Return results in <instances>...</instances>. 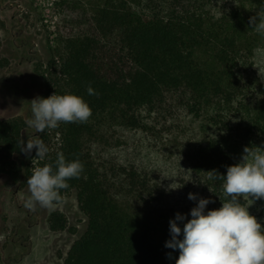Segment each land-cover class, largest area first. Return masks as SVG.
Instances as JSON below:
<instances>
[{
	"label": "trees",
	"instance_id": "1",
	"mask_svg": "<svg viewBox=\"0 0 264 264\" xmlns=\"http://www.w3.org/2000/svg\"><path fill=\"white\" fill-rule=\"evenodd\" d=\"M261 7L264 0L56 3L64 54L46 84L92 111L84 123L59 124L62 145L46 161L55 168L63 153L84 166L61 190L76 192L87 219L64 264H175L169 221L191 218L188 194L213 201L206 211L222 206V181L208 172L226 175L245 147H264V36L249 24ZM26 126L0 121V174L16 181L32 174L18 161ZM248 211L264 228V200ZM49 227L66 231L65 215L53 212Z\"/></svg>",
	"mask_w": 264,
	"mask_h": 264
},
{
	"label": "rangeland",
	"instance_id": "2",
	"mask_svg": "<svg viewBox=\"0 0 264 264\" xmlns=\"http://www.w3.org/2000/svg\"><path fill=\"white\" fill-rule=\"evenodd\" d=\"M58 1L0 0V121L21 118L26 122L31 117L29 102L55 93L46 79L55 71L53 61L58 64L64 54L58 41ZM260 60L264 76V51ZM34 137L45 140L49 152L43 160L36 158L35 149L18 156L21 167L30 173L45 165L48 155L62 145L57 127L37 133L26 126L22 140ZM26 181L0 174V264H64L72 245L87 230L77 194L63 195L54 211L39 206L29 210L24 207L30 195ZM56 211L68 221L64 232L50 230L49 218Z\"/></svg>",
	"mask_w": 264,
	"mask_h": 264
},
{
	"label": "clouds",
	"instance_id": "3",
	"mask_svg": "<svg viewBox=\"0 0 264 264\" xmlns=\"http://www.w3.org/2000/svg\"><path fill=\"white\" fill-rule=\"evenodd\" d=\"M249 24L264 36V7L250 18ZM86 91L88 95L96 94L91 86ZM29 104L31 117L26 124L37 133L56 128L61 122L84 123L92 115L88 103L74 94L37 96ZM33 149L41 160L49 152L38 137L20 141L22 153L30 155ZM54 165L55 168L50 164L37 167L28 177L30 195L24 202L26 209L39 206L54 211L62 203L61 190L69 187L68 180L79 178L84 167L78 159L66 160L63 153H57ZM208 173L210 179L222 181L225 199L219 209L206 211L213 201L188 194L187 198L196 202L188 214L191 218L176 213L169 221L171 238L165 247L178 250L175 264H264V228L248 211L255 200H264V147H245L241 161L228 166L226 175ZM245 197L251 201L248 206L241 202Z\"/></svg>",
	"mask_w": 264,
	"mask_h": 264
}]
</instances>
